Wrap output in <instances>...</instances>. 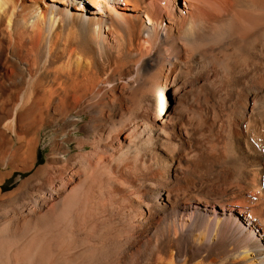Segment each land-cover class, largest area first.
I'll return each mask as SVG.
<instances>
[{
	"label": "bare ground",
	"instance_id": "1",
	"mask_svg": "<svg viewBox=\"0 0 264 264\" xmlns=\"http://www.w3.org/2000/svg\"><path fill=\"white\" fill-rule=\"evenodd\" d=\"M0 264H264V0H0Z\"/></svg>",
	"mask_w": 264,
	"mask_h": 264
},
{
	"label": "rangeland",
	"instance_id": "2",
	"mask_svg": "<svg viewBox=\"0 0 264 264\" xmlns=\"http://www.w3.org/2000/svg\"><path fill=\"white\" fill-rule=\"evenodd\" d=\"M54 136L53 132L50 130V129H46L43 134H42V146H48V144L51 142L52 140V137ZM42 146H40V156L41 158L45 157L46 155V152L48 151V148L45 147L44 150H41L42 149ZM71 149L73 151V146L71 145ZM28 175V174H26ZM24 175H20L18 172H15L13 173L9 179L7 180L6 184H5V188L7 189H11L13 187H15V185L17 184L19 178L23 177Z\"/></svg>",
	"mask_w": 264,
	"mask_h": 264
}]
</instances>
